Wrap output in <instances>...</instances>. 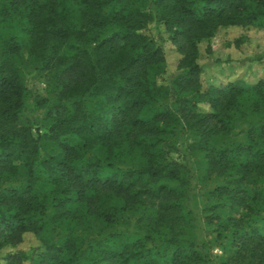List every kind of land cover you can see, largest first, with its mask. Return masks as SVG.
I'll use <instances>...</instances> for the list:
<instances>
[{"label":"trees","instance_id":"16d2710c","mask_svg":"<svg viewBox=\"0 0 264 264\" xmlns=\"http://www.w3.org/2000/svg\"><path fill=\"white\" fill-rule=\"evenodd\" d=\"M262 18L264 0H0V188L28 170L27 184L0 191V249L26 233L54 234L40 239L37 257L36 249L30 258L16 253L8 264H210L186 234L196 185L214 174L235 178L230 198L249 201L240 184L264 178V82L204 89L199 43L220 26ZM153 23L182 55L162 85L165 50L145 33ZM26 61L49 70L59 89L39 102L45 115L32 122L22 119ZM247 100L261 111L242 110ZM238 117L257 122L250 136L258 139L231 150L220 136ZM109 196L124 211L149 202L159 216L138 214L130 220L142 230L121 228L115 213L100 210ZM72 206L84 228L65 224ZM92 218L116 231L92 230ZM225 223L229 235L217 238L227 239L229 254L220 264H264V237L244 232L235 217Z\"/></svg>","mask_w":264,"mask_h":264},{"label":"rangeland","instance_id":"374dc122","mask_svg":"<svg viewBox=\"0 0 264 264\" xmlns=\"http://www.w3.org/2000/svg\"><path fill=\"white\" fill-rule=\"evenodd\" d=\"M145 33L165 50L166 72L160 84H167L177 74L182 55L169 40L163 25L153 23ZM197 62L202 66L201 84L204 89L223 87L237 80L243 81L246 86L257 87L260 82H264V18L257 25L250 27H218L210 39H204L199 43ZM26 66L27 89L24 92L26 107L22 119L24 122H32L40 120L45 115L46 109L39 106V102L50 95L54 97V93L59 89L52 85V75L49 70H43L40 66L35 67L31 61L30 63L26 61ZM241 104L242 110L253 107L250 112L261 111L251 100L243 101ZM202 110H208V105H202ZM256 123L249 117H238L233 121L230 132L220 136L223 145L234 150L240 145L252 142L253 139L257 140L256 134L250 136V129ZM194 140L195 134H191L186 142L192 143ZM182 146H187L185 140ZM41 173H43L41 168L35 166L34 174L39 176ZM27 178L28 170L21 168L20 174L4 182L0 191L10 183L27 184ZM230 181H235V178L226 179L214 174L205 182L196 185V196L193 198L196 217L190 219L186 234L200 251L209 254L210 264H220L221 258L229 254L223 248L225 245L228 246L227 239L217 238L219 234L225 232L227 236L229 235L224 226L227 218L232 216L239 219L244 232L251 236L264 237V178H248L240 184V191L246 190L250 197L248 202L242 204H234L230 198L234 195L233 186L229 185ZM219 186L228 188L225 194L213 197V190ZM122 206L120 200L109 196L100 203V210L115 213V219L121 228H135V230H142L140 225L143 222L133 224L131 217L139 214L143 221H148L149 218L159 216L157 207L149 202L138 204L135 209L127 211L122 210ZM92 219L90 223L92 230L103 233L116 231L115 227L110 228L101 220ZM65 224L77 229L84 228L80 212L75 206L71 207ZM53 236L51 232L26 233L23 241L18 245H6L0 249V264H8L9 258L16 253L30 258L35 254L33 253L35 249L38 252L35 254L37 257L42 251L40 239L50 241ZM28 258L22 259L21 264H30Z\"/></svg>","mask_w":264,"mask_h":264}]
</instances>
